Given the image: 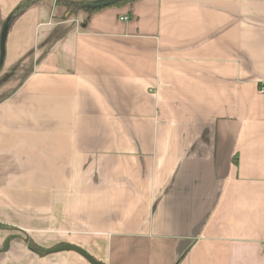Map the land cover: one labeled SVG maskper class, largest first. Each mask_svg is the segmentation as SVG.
Returning <instances> with one entry per match:
<instances>
[{"label": "crops", "instance_id": "1", "mask_svg": "<svg viewBox=\"0 0 264 264\" xmlns=\"http://www.w3.org/2000/svg\"><path fill=\"white\" fill-rule=\"evenodd\" d=\"M0 0V264H264V0ZM5 32L4 37H2Z\"/></svg>", "mask_w": 264, "mask_h": 264}, {"label": "water", "instance_id": "2", "mask_svg": "<svg viewBox=\"0 0 264 264\" xmlns=\"http://www.w3.org/2000/svg\"><path fill=\"white\" fill-rule=\"evenodd\" d=\"M121 0H92L87 2H81V6H86L89 8H101L105 7L111 4H115ZM5 32H3L2 37H4ZM8 242L9 238H7L3 244V248L1 250H6L8 248ZM42 251L45 254L61 251V250H72L80 254L82 257H84L87 261H89L91 264H102L101 262L97 261L94 257H92L90 254H88L84 249L80 248L79 246L63 243L59 244L57 246L51 247V248H41Z\"/></svg>", "mask_w": 264, "mask_h": 264}, {"label": "trees", "instance_id": "3", "mask_svg": "<svg viewBox=\"0 0 264 264\" xmlns=\"http://www.w3.org/2000/svg\"><path fill=\"white\" fill-rule=\"evenodd\" d=\"M33 1H35V0H24V1H22V2L18 5V7H17V9H16L15 12H18L19 9H20L21 7H24V6L30 4V3L33 2ZM58 1H59V0H58ZM122 1H125V0H121V1H119V2H117V3H120V2H122ZM59 3L65 5V6H67V7H70V3H68V2H66V1H64V0H60ZM71 5H72V9H80V8H83V9H85V10L88 11V12L97 9V8H89V7H86V6H85V7H84V6H81V2H80V1L77 2L76 4H71ZM26 243L28 244V247H29L31 250L36 251V252H38L39 254H43L42 249H41L40 247H38L37 245H35L32 241H30V240H26Z\"/></svg>", "mask_w": 264, "mask_h": 264}, {"label": "built area", "instance_id": "4", "mask_svg": "<svg viewBox=\"0 0 264 264\" xmlns=\"http://www.w3.org/2000/svg\"><path fill=\"white\" fill-rule=\"evenodd\" d=\"M80 2H87V1H92V0H79ZM259 92H264V86H261L259 88Z\"/></svg>", "mask_w": 264, "mask_h": 264}, {"label": "rangeland", "instance_id": "5", "mask_svg": "<svg viewBox=\"0 0 264 264\" xmlns=\"http://www.w3.org/2000/svg\"><path fill=\"white\" fill-rule=\"evenodd\" d=\"M261 86H264V84H260V85L258 86V93H260V94L264 93V92H259V88H260Z\"/></svg>", "mask_w": 264, "mask_h": 264}]
</instances>
